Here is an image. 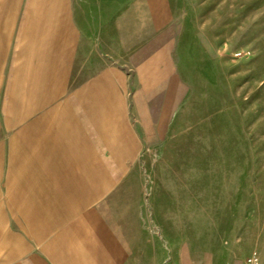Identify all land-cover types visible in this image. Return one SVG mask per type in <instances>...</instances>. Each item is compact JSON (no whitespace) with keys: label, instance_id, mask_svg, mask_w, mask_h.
Returning a JSON list of instances; mask_svg holds the SVG:
<instances>
[{"label":"rangeland","instance_id":"rangeland-1","mask_svg":"<svg viewBox=\"0 0 264 264\" xmlns=\"http://www.w3.org/2000/svg\"><path fill=\"white\" fill-rule=\"evenodd\" d=\"M46 12L48 36L62 23L78 52L65 77L48 52V83L66 84L48 105L115 67L142 142L88 205L109 227L96 263L264 264V0H46Z\"/></svg>","mask_w":264,"mask_h":264},{"label":"crops","instance_id":"crops-1","mask_svg":"<svg viewBox=\"0 0 264 264\" xmlns=\"http://www.w3.org/2000/svg\"><path fill=\"white\" fill-rule=\"evenodd\" d=\"M46 13V0H0V264H98L109 245L96 237L108 241L109 227L88 205L109 197L111 173L126 171L122 157L141 137L128 124V76L115 67L48 105V91L66 86L48 83V52L64 77L63 58L78 52L62 23L48 36ZM132 86L140 98L142 84Z\"/></svg>","mask_w":264,"mask_h":264}]
</instances>
